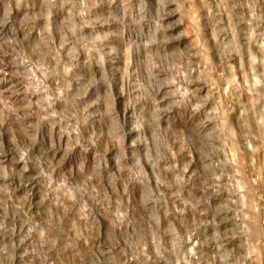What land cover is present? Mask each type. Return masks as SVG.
I'll use <instances>...</instances> for the list:
<instances>
[{"label":"clouds","instance_id":"clouds-1","mask_svg":"<svg viewBox=\"0 0 264 264\" xmlns=\"http://www.w3.org/2000/svg\"><path fill=\"white\" fill-rule=\"evenodd\" d=\"M0 264H264V0H0Z\"/></svg>","mask_w":264,"mask_h":264}]
</instances>
